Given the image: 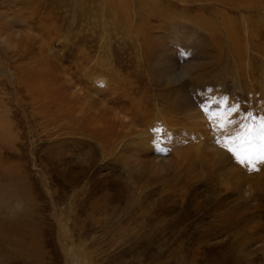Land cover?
Instances as JSON below:
<instances>
[{"label":"rangeland","instance_id":"1","mask_svg":"<svg viewBox=\"0 0 264 264\" xmlns=\"http://www.w3.org/2000/svg\"><path fill=\"white\" fill-rule=\"evenodd\" d=\"M223 4L0 0V264H264V163L250 172L225 147L243 152L247 133L260 131L264 16ZM170 66L190 71L174 82ZM111 82L118 92L102 89ZM184 84L195 107L166 111L159 95L169 103ZM104 114L138 124L103 155L90 118ZM158 123L169 131L145 152L132 131ZM217 130L220 143L203 152L224 156L204 154L205 171L187 161L134 166L176 160L175 150L202 147Z\"/></svg>","mask_w":264,"mask_h":264},{"label":"bare ground","instance_id":"2","mask_svg":"<svg viewBox=\"0 0 264 264\" xmlns=\"http://www.w3.org/2000/svg\"><path fill=\"white\" fill-rule=\"evenodd\" d=\"M119 1V0H118ZM141 1V0H140ZM156 1V0H155ZM159 1V0H158ZM199 1H201V0H199ZM212 1V0H211ZM220 1H223L224 2V4L223 5H229L230 7H235V8H238V7H240V8H242V9H254L255 11H258L259 12V14L260 15H263L264 16V0H220ZM144 2V1H143ZM149 2V1H148ZM160 3V2H159ZM222 3V2H221ZM158 4V3H157ZM146 5V4H145ZM160 5H161V3H160ZM209 5V4H208ZM216 5V4H215ZM127 6V5H126ZM163 6V5H162ZM168 6H170L169 4H168ZM207 6V5H206ZM213 6V5H212ZM160 7V6H159ZM209 7V6H208ZM207 7V8H208ZM217 7V6H216ZM164 8V7H163ZM204 8V7H203ZM223 9V8H222ZM158 10V9H157ZM156 10V11H157ZM213 10V9H212ZM220 9H218V11H219ZM139 11V10H138ZM196 11V10H195ZM198 11H202V10H198ZM246 11V10H245ZM138 13V12H137ZM143 13V12H142ZM211 13V12H210ZM209 13V14H210ZM161 13H159V15H160ZM169 14H171V12L169 13ZM202 14H203V12H202ZM139 15V14H138ZM140 16V15H139ZM219 16V15H218ZM172 17H173V15H172ZM169 19H171V18H169ZM174 19V18H173ZM229 21V18L228 17H223V19H222V24H223V27H224V29H230V30H232L233 29V27L232 26H230V24H227V22ZM208 22L210 23L211 21H209L208 20ZM196 25H198V24H196ZM232 27V28H231ZM210 29H211V31H212V33L215 35V40L214 41H216V43L217 44H221L222 42H224V40H226V39H224V37L222 36V34H219V31H217V27H216V25H212V26H210L209 27ZM236 28V27H235ZM219 30V29H218ZM235 30V29H234ZM228 32H230V31H228ZM234 32H236V31H234ZM239 33V32H238ZM139 34V33H138ZM230 34V33H229ZM231 34H232V32H231ZM236 35V34H235ZM220 36V37H219ZM211 37V36H210ZM229 37V36H228ZM236 37H237V35H236ZM144 38V37H143ZM230 39V38H229ZM242 39V38H241ZM244 39V38H243ZM236 40V39H235ZM234 40V41H235ZM208 41H210L209 39H208ZM231 41V40H230ZM237 41V40H236ZM230 44V43H229ZM231 45V44H230ZM230 50H231V48H229ZM233 49V48H232ZM241 49H242V47H241ZM237 47L235 46L234 47V52H236L235 54L236 55H238V56H236V59H238L237 60V62L239 63L238 65L240 66V65H242V61H244V60H242V61H240L239 59H241V57H242V54L240 53L241 52V50H239L238 52H237ZM227 52H229V51H227ZM222 53V52H221ZM239 53V54H238ZM242 53H244V52H242ZM234 54V55H235ZM231 55H233V54H231ZM218 57V56H217ZM166 61V60H165ZM168 62V61H167ZM167 62H165V64H167ZM172 62V61H171ZM165 64H163V65H165ZM171 64H173V62L171 63ZM176 64V63H175ZM170 64H167V67L169 66ZM174 68V66L173 67H169L168 68V70L166 71V77H167V79H170V80H174V82H177L179 79H180V77H182V74H183V76H185V74L188 72V71H190L189 69H190V66H188V67H184V71H183V73L181 72V71H179V72H177L176 74H175V70L173 69ZM165 69V68H164ZM163 69V70H164ZM181 69V68H180ZM205 76V75H204ZM142 77V76H141ZM166 77H164V78H166ZM123 79H125V78H123ZM109 82V81H108ZM117 82H119V81H117ZM164 82H167V81H164ZM112 83V82H111ZM116 84V82L113 84H110V85H108L107 87H105L104 85H103V87H102V89H104L105 91H109V93L111 94V93H114V92H118V91H112L113 89H117V86H112V85H115ZM217 84V83H216ZM106 85V84H105ZM119 86V85H118ZM131 87V84L130 83H128L127 85H126V87H125V90H123V91H127L128 90V88H130ZM178 87H180V86H178ZM113 88V89H112ZM186 88L187 87H185V84L183 85V87H181V89H180V91H181V93L180 92H178V93H180V96H176L175 94H173V95H175L176 97H174V99H171V103L169 102H164L165 100L166 101H168L169 100V98H167L166 99V94L164 93H161L159 96L162 98V101H163V105H162V107H164L165 109H166V111H172L173 112V110L175 109V107L176 106H174V105H177V106H179L180 108H186V109H191V108H193V106L195 105L194 104V102L192 101V98L189 96V95H187L186 94ZM209 90L211 89V88H208ZM246 89V88H245ZM104 90H102V93H103V91ZM188 90V89H187ZM213 90V89H212ZM217 90V89H216ZM215 90V94L217 95V91ZM170 91V90H169ZM174 91H175V89H174ZM214 91V90H213ZM167 92V91H166ZM171 92H172V90H171ZM81 93V92H80ZM91 93V92H90ZM160 93V92H159ZM169 93V92H168ZM173 93V92H172ZM97 94V93H96ZM91 95H93L92 93H91ZM248 95H250V93L248 92ZM93 96H95V95H93ZM116 96H113L112 98H115ZM170 97V96H169ZM118 98V97H117ZM171 98V97H170ZM92 99V98H91ZM89 100H90V96H89ZM116 100H118V99H116ZM132 100V99H131ZM198 100V99H197ZM197 100H196V102H197ZM91 101V100H90ZM87 103V102H86ZM93 103H94V101H93ZM232 103V102H231ZM139 104V103H138ZM171 104H173V105H171ZM195 107V106H194ZM137 108V113H138V115H139V117H141L142 119L141 120H143V122L145 123V124H148L150 121H151V114H150V112L148 111V110H144V111H141L140 109H139V105L136 107ZM178 109V108H177ZM107 111H109V110H107ZM155 111H156V109H155ZM93 112V111H92ZM97 113H98V111H97ZM110 113H113V112H111L110 111ZM243 113V112H242ZM178 114V113H177ZM96 115V114H95ZM111 115V117L112 118H110V117H107L106 116V114H104V115H98V116H96V117H91L90 119H91V124H93V126H95V127H93V131H92V133H90V135L93 137V138H95L96 140H99L100 142L98 143L100 146H102L103 145V147H102V154L104 155V152H106L107 151V149H111V151L112 150H114L115 148H118V146L120 145V142L118 143V138H124L125 137V135H126V132L127 131H125L126 129L125 128H127L128 129V131H130V125L128 124V122H131V128H135L136 127V125L138 124V123H136V120L134 119V118H130L129 117V114H128V119L127 120H125V119H123L124 118V116L126 117V115H124V116H121L120 114H119V116L120 117H118V116H116L115 114H110ZM160 115V114H159ZM200 114H194V115H192V117H196V116H199ZM157 115H154L153 117H156ZM136 117V116H135ZM138 118V117H137ZM170 118V117H169ZM157 119H160V118H158L157 117ZM171 119V118H170ZM244 119V118H243ZM155 121H157V120H155ZM166 122V121H165ZM99 123L100 124H103V125H106V126H102L101 128H96L97 127V125H99ZM115 123H118L120 126H121V128H116L115 127ZM154 123V122H153ZM157 123V122H156ZM161 123H162V121H161ZM164 123V122H163ZM154 125V124H153ZM156 125H159L161 128H156V129H160V131H158L157 133L161 136L160 138L162 139L163 138V133H168V131H169V129H167L166 127L165 128H163L162 127V125L161 124H156ZM165 125V124H164ZM167 125V124H166ZM169 126H171V125H169ZM168 127V126H167ZM218 131V130H217ZM134 134H132L134 137H135V139H139L140 140V138H141V143L143 144V151H145L144 149H146V148H148V147H151L152 146V143L153 142H156V141H154V139H156V138H154V137H156L155 136V134L157 135V133H155L156 131H154V129L153 128H149L148 130H144V129H141V130H138V129H136V130H134V131H132ZM130 134H131V131H130ZM129 135V133H127V135L126 136H128ZM131 135V136H132ZM220 134H219V131H218V135H216V134H214V138H208L207 140H208V143H201L202 144V147L198 144V145H196V148L198 149H196L195 148V150L193 149V146H186L185 148H181V149H177V150H175V152L174 153H176L179 157H181L182 159L181 160H179V157L176 159V160H174L175 158H174V156L173 157H171V158H168V159H164V158H161L160 159V157H159V155H156L154 158H147L146 160H144V161H142L141 162V160L140 161H134L135 163H134V166H136V165H138V164H141V165H146V166H151V167H153V165H156L157 166V164L158 165H163L164 166V168H165V165L166 164H170V163H175V164H177L176 162H179V163H182L183 161H187V162H189V165H192L195 169H198L199 170V168H202L201 169V171H205L206 170V164L204 163V160L201 162V159H203V157H205L204 156V154H207V155H209L212 159H214V160H221V158L224 156V151H223V153H221L220 151H219V149H216L215 147H213L212 149H213V151L212 152H210V153H208V151H207V153H206V151H204L203 152V147H208V146H214V144L213 143H210V142H214V141H217V140H221L220 139ZM159 137V136H158ZM154 138V139H153ZM164 138H165V136H164ZM214 141H213V140ZM245 140V139H244ZM158 142V141H157ZM201 142V141H200ZM199 142V143H200ZM135 144V143H134ZM157 144V143H156ZM155 144V145H156ZM174 145V144H173ZM123 146V143H122V145H121V147ZM134 147V146H133ZM146 147V148H145ZM246 147V146H245ZM132 148V147H131ZM243 149V148H242ZM157 150V149H156ZM194 150V151H193ZM206 150V149H205ZM133 152H134V150H133ZM145 152H147V151H145ZM153 153H155L156 151H152ZM106 154V153H105ZM171 154H172V152H171ZM176 154H175V156H176ZM211 155H214L213 157L211 156ZM146 157V156H145ZM208 160V159H207ZM182 161V162H181ZM137 162V163H136ZM164 162H165V164H164ZM219 163H221L220 161H218ZM225 162V161H224ZM224 162L222 161V163L224 164ZM200 164V165H199ZM199 165V166H198ZM222 165V164H221ZM133 166V167H134ZM139 166V165H138ZM163 166H161V167H163ZM143 167V166H142ZM148 167V168H149ZM209 167V166H208ZM221 167V166H220ZM219 167V168H220ZM228 166H227V164L226 165H224L223 166V169L225 170V168H227ZM135 168V167H134ZM147 168V167H146ZM222 168V167H221ZM151 169V168H150ZM193 169V168H192ZM191 169V170H192ZM223 169H222V171H223ZM194 170V169H193ZM192 170V171H193ZM139 171V170H138ZM221 170H219V172H220ZM193 174H194V176L195 175H198L199 174V172L198 171H193ZM200 175V174H199ZM218 176V175H217ZM232 176V175H231ZM234 178V177H233ZM233 181V180H232ZM230 182V181H229ZM235 182V181H234ZM245 185V184H244ZM246 188H247V186H245ZM244 191V190H243ZM250 191V190H249ZM245 192V191H244ZM246 193V192H245ZM100 205V204H99ZM3 209V208H2ZM8 217V216H7ZM10 219V218H9ZM8 220V219H7ZM22 220V219H21ZM4 221H5V219H4ZM15 221H17V220H15ZM12 222V221H11ZM25 222V221H24ZM13 223H17V222H13ZM19 223V222H18ZM23 224V223H22ZM20 225H21V223H20ZM18 226V225H17ZM25 226V225H24ZM3 227V232H8V231H10V230H12L10 227H7V226H2ZM15 227V226H14ZM20 227V226H19ZM30 227H31V225H30ZM20 228H22V227H20ZM25 232V231H24ZM20 233V232H19ZM22 233V232H21ZM20 233V234H21ZM6 236V235H5ZM20 237V236H19ZM8 240V239H7ZM1 241H5V240H3V239H0V242ZM19 242H17L16 244H18ZM28 244V243H27ZM21 245V244H20ZM23 245V244H22ZM18 246V245H17ZM24 246V245H23ZM27 246V245H26ZM30 246V245H29ZM32 248H33V246H31ZM22 248V247H21ZM25 248V247H24ZM39 248V247H38ZM40 249V248H39ZM23 252V251H22ZM31 252V251H30ZM12 253H10V255H11ZM25 254H27V253H25ZM32 254V253H31ZM27 255H29V254H27ZM34 259V258H33ZM35 260V259H34ZM33 262V261H32ZM24 263V262H23Z\"/></svg>","mask_w":264,"mask_h":264},{"label":"snow or ice","instance_id":"3","mask_svg":"<svg viewBox=\"0 0 264 264\" xmlns=\"http://www.w3.org/2000/svg\"><path fill=\"white\" fill-rule=\"evenodd\" d=\"M207 111V109H205ZM229 114L236 113L239 115V109L234 105L231 108H229ZM253 120H255V117H252ZM154 131H160V129H154ZM248 140H247V148L241 152L237 151L233 148L225 147L227 148V151L231 152L232 155L235 157L236 161L241 164L245 165L248 168V171H254L255 169L251 166L258 158L260 163H264V117L260 120V131L256 133L255 135L252 134L251 130L247 133ZM259 138L260 144H259V151L256 150V139ZM217 143H220L219 140L216 141Z\"/></svg>","mask_w":264,"mask_h":264}]
</instances>
